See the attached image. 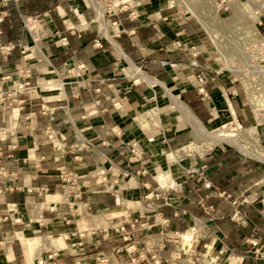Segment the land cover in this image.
I'll return each mask as SVG.
<instances>
[{"label":"crops","instance_id":"crops-1","mask_svg":"<svg viewBox=\"0 0 264 264\" xmlns=\"http://www.w3.org/2000/svg\"><path fill=\"white\" fill-rule=\"evenodd\" d=\"M134 1L141 3L132 7L133 16L128 10L116 12L111 20L99 21L105 37H101L97 27L71 37L75 46L69 55L73 58V53L79 52L78 60L85 64L84 76L89 81L67 85L66 100L20 95L16 102L23 100L24 105L18 108L22 109L18 115L12 116L10 108L0 105V129L9 124L12 127L8 133L0 134V166L13 174L10 178L1 177L0 183L18 187L0 196V264L28 262L35 250L30 245L41 239L48 242L47 247L36 249L35 259L50 253L62 263L65 254L79 255L89 247L96 233L89 229V224L95 217L117 218L124 212L125 201L129 204L128 216H134L137 211V207L133 209L134 199L137 195L141 198L142 191L146 193L145 186H154L156 179L162 186L166 183L164 172L157 174L156 179L153 174L158 165L164 166V142H167L165 147H176L184 140L183 131L165 133L164 103L169 101V107L182 116L174 105V96L190 103L191 108L185 104L208 126L217 123L213 110L218 98L213 96L218 94V84L208 85L212 100L206 105L195 90L199 69L192 65L194 60L205 64V54L209 51L194 55L188 47L175 44L181 40L193 49H197L194 44L207 49V37L200 25L191 19L171 22L177 18L164 9L167 7L162 0ZM30 2L0 0V45H12L5 53L0 48V87L3 89H10L8 79L14 81L19 75L17 69L24 63L26 45L34 40V34L26 29L29 18L43 14L62 26L57 12L62 16L60 12L66 11L68 15L71 11L78 12L82 19L93 20L92 11L83 0L66 5V9L59 0H45L42 5L33 6ZM62 18L67 22L68 19ZM36 52L45 56L38 46ZM128 68L133 74L128 73ZM37 74L33 69L32 76ZM30 81L35 80L31 77ZM46 102L54 108V114L41 113V106ZM239 110V117L245 120ZM27 113L37 114L36 121H26L23 116ZM229 113H234L232 107ZM143 115L147 127L142 122ZM29 122L31 126L27 128ZM46 127L62 133L66 146L53 147L44 135ZM207 162V176L214 187L195 193L192 186V194L188 196V202L198 204L199 209L175 211L167 207L166 218L179 223L182 231L187 229V223L182 222L186 221V215L200 218L205 221L209 236L215 235L222 244L225 242L244 257L242 264H264L261 257L250 254L251 243L264 245V161L246 156L237 148L226 147ZM63 171L78 183V189L90 202L91 213L81 214L88 218L81 219L74 214L63 192ZM217 188L229 198L219 197ZM205 195L209 198L202 203L200 198ZM245 197H249V202L243 200ZM234 198L242 200L241 208L248 216L247 226L238 225L231 218ZM74 232L77 234L72 235ZM48 237L55 238L49 241Z\"/></svg>","mask_w":264,"mask_h":264},{"label":"rangeland","instance_id":"rangeland-1","mask_svg":"<svg viewBox=\"0 0 264 264\" xmlns=\"http://www.w3.org/2000/svg\"><path fill=\"white\" fill-rule=\"evenodd\" d=\"M59 1L64 4L63 7L65 9L66 5L70 3L76 4V2H78V0ZM83 1L90 11H92L93 20L82 19L83 16L78 15V12L69 11V16L66 15V11L60 12L62 16L57 12L60 22L62 21V26H65L63 30L58 22L55 21V23L50 20V17L43 14L32 18V20L29 18L27 21L26 29L34 34V40H32L29 45H26L24 63L17 69L19 75H17L14 81L8 79L11 82L10 89H18L20 84L24 85L19 91L17 90L11 103L7 101L5 104H2L3 107L10 108V116L14 113L18 115V111L20 110H18V108L24 105L23 100L19 103L16 102L20 95L25 97L40 96L45 99H55L57 101L61 99L66 100V96L64 95L67 85L86 84L89 81V78L84 76L86 66L82 68L78 66L81 62L78 60V56L80 55L79 52H74L73 54H75V56L73 58L69 55L70 52H72V46H75V44L71 42V37H78V35L88 31L91 27H97L101 37H105L100 31L99 21L102 23L104 20L103 18L111 20V17L118 12L120 5H117L115 9L112 8L107 10L105 5L109 8V4L112 3V0H93L94 2H92V0ZM221 1L223 0H162L164 7H167L164 9L170 11L173 18H177L174 21L171 20V22L186 21L188 19L196 21L207 37V42L205 43L207 49L199 48L195 50L189 48V50L192 53L208 50V54H205L207 62L204 61L205 64L203 65L207 67H216L217 71H219V78L216 80L218 84V94L217 96H213V98H218L216 102L217 107L213 110L217 123L213 126H208L207 123L203 122L201 117L197 115L202 123H204L205 127L211 131V134H203L201 137L196 138L194 131L184 118L176 114V111L169 107L171 103L169 101L164 103V120H166L167 123L169 122L168 126H166L167 123L164 121L165 133L167 132L166 134L170 135L176 131L184 132V140L178 143L176 147H165L167 142H164V166L161 167L158 165L153 173L156 179L157 174L164 172V177L166 176L167 178L164 186H162L157 179L154 186H145L146 193L142 191L141 198L137 195L134 199L136 204L133 206V209L136 210L137 207L134 216H128V211L130 210L126 207L129 204L127 205L125 201V203H123L125 207L124 212L117 218L108 219V216H106L105 220L102 215L100 217H95L96 220L89 224V229L91 231H96V233L89 247L84 252H81L79 255L65 254L62 263L59 259L54 257L48 259L47 264L243 263L244 257L242 255L232 251L225 242L222 244L215 235L212 234L209 236L210 231L205 225V221L202 219L196 217L204 223L203 225L201 222L197 221L196 218L191 217V215H186V221L182 222L187 223V229L182 231L179 223H173L171 218H166L167 207L170 209L174 208L175 211H181L190 207L199 209L198 204L188 202V196L192 194V191L190 192L192 186H194L195 193L202 191V189H198L203 181L202 171H204V174L208 178L206 171L207 167L204 169L202 166L210 157L226 147L237 148L242 153L240 148L218 141L217 138L227 134L230 131L228 130L229 128L234 129V131L231 132L237 134L244 147L248 150L249 153L243 152L246 156L264 161V127L262 125L260 127L258 125L257 127L255 114L250 105L251 101L247 98V96L250 97V93L253 92V94L258 95L260 99L257 102L264 105V51L260 49L259 43L254 41V38H261V36L259 33L250 31V28L246 26L247 23L249 27L250 25H254L255 12L251 9L243 10V14L252 17V21L250 22L248 18L239 17L236 14L234 8L230 5V0H225L224 3H220ZM237 1L247 5V7L256 8V10L259 11L258 17H261V20L264 21V0ZM117 3L120 4V0H117ZM215 7L220 9L219 15L221 16V21L215 16ZM225 7L228 9L226 10ZM131 11L132 10L129 12ZM62 17L68 19L66 20L67 22H64V18ZM196 17L201 20L205 19L207 22L211 23L212 27L220 32L218 43L212 40ZM180 25L181 24H179V26ZM257 27L261 31L262 26L259 22L257 23ZM262 31H264V29H262ZM186 43L189 47V43ZM76 45L78 46L79 44ZM194 45L196 47L199 46L197 44ZM37 46L42 49L45 56L42 57L36 54ZM226 55H228L227 58L225 57ZM60 59L62 60L59 62L58 60ZM22 68L31 70V73L29 74L26 71L24 73L20 72L19 70ZM33 69L38 73L35 77L32 76ZM127 71L133 74V71L129 68ZM31 77L34 78V82L30 81ZM246 85H248V87H246ZM228 99L231 100L237 117L233 118L228 112ZM235 101L239 104L243 117L246 120L244 128H251V131L249 129L237 128L239 124L237 121L239 113L236 111L234 105ZM184 102L190 107V103L187 101ZM204 102L206 105H209L211 100H206ZM47 104L48 102H46V105L41 106V113L43 115L54 114V108ZM44 111H46V113ZM19 115L22 118V113ZM23 117L26 121L31 122L32 118L36 121L37 114L31 116L30 113H27ZM145 117L146 116L143 115L142 122L144 121L143 123L147 127L148 122L146 123ZM230 120L232 121L228 123ZM30 122L26 125L27 128H30ZM20 123H22V120L19 122V125ZM10 126V124L4 126L0 131H8V128H12ZM249 131L250 134L247 135ZM5 133L0 134L3 135ZM10 134H12V132ZM44 135L52 143L53 147L56 148L55 143L58 142L57 138L60 137V133L52 127H46L44 129ZM52 135L54 136L53 139ZM170 138L169 136V140H171ZM13 147L16 148V142ZM134 158H138L137 153ZM76 184L78 187V183ZM211 189L212 188L208 190ZM216 190L219 197H227L225 194L220 195L219 192L221 191L218 188ZM79 191L82 192L81 190ZM202 198H200V201ZM228 198L229 196L226 199ZM191 199L190 201H192ZM262 199H264V195ZM83 200L88 201L84 197V194ZM201 205L205 208L202 203ZM162 210L164 211V215ZM82 217V215L79 216L81 219L88 218L86 215ZM186 233L189 235L188 238L183 236ZM37 235L42 234L38 233ZM57 236L59 235L55 237ZM55 237H48L47 239L51 241ZM60 241L62 240L60 239ZM33 243L34 244H31L30 247L36 250L41 249L43 246L47 247L46 244L48 242L41 239L34 240ZM251 244L253 245V249L250 250V254L258 256L259 258L261 257L264 261V245H258L257 243ZM34 251L31 253L28 262L27 260H19L17 264H40L38 262L40 258L38 257L36 260L34 257V254L37 255L38 253ZM46 254L48 255L44 256V258H48L50 255V253Z\"/></svg>","mask_w":264,"mask_h":264},{"label":"built area","instance_id":"built-area-1","mask_svg":"<svg viewBox=\"0 0 264 264\" xmlns=\"http://www.w3.org/2000/svg\"><path fill=\"white\" fill-rule=\"evenodd\" d=\"M224 1L225 0L221 1L220 3H224ZM135 3H136V5H138L141 2H138V1L136 2L134 0H120V4H119L120 7H119L118 12H124V11H128V10H132V7L134 6ZM225 9L227 10L228 8L225 7ZM219 11H220V9L218 8V14H219ZM130 14L133 16L134 12L131 11ZM135 16H137V15H135ZM219 17H221V16L219 15ZM259 24L261 26H263V21L261 20V17H259ZM257 33H259V35L264 39V34L262 33V31H260L258 29V27H257ZM175 44L178 47H188V45L186 43H184V41H181V40H178ZM11 47H12V45H8V46L0 45V48L3 50L4 53L7 52L8 50H10ZM189 48L190 47H188L187 49H189ZM194 55H199L198 51L194 52ZM192 65L199 69V71L196 75V85H195V90L197 92V95L202 99V101L212 100L211 94H210L209 89H208V85L210 83L216 82V80L219 78V71H217L216 67H213V66L207 67V66L203 65L202 63H200L198 60H194L192 62ZM78 66L80 68H82L83 66H85V64L80 62L78 64ZM19 71L22 73H24L25 71L29 74L31 73V70H25L24 68H22ZM23 86L24 85L20 84L18 86V89L12 88L10 90L3 89L0 87V105L5 104L7 101H9L11 103L14 96L16 95L17 90L19 91L21 88H23ZM257 93H259V92H257ZM247 95H248V93H247ZM247 98H248V100L251 101L250 105L253 108V112H254L255 118H256L255 120H257L259 118V113L258 114L256 113V109L258 110L259 107L263 108L264 105L258 106L257 101L260 99H259L258 95H254L253 92H251L250 97L247 96ZM228 100L232 106L233 104H232L231 100L230 99H228ZM254 106H255V109H254ZM44 112L46 113V111H44ZM32 115L34 116L35 114L31 113V116ZM234 117H237L236 112H235ZM237 121L239 122V124H238L239 127L244 126V124L241 122V120L239 118L237 119ZM5 132H8V131H0V133H5ZM53 137L54 136L52 135V139H53ZM57 140H58V142L55 143L56 148L61 149L62 147L66 146V139L62 133H60V137H58ZM87 144L90 145L91 143L87 142ZM206 167H207V165L202 166V168H204V169ZM202 174H203L202 185L199 186L198 189L201 190L202 188H208V189L213 188L214 187L213 183L206 177V175L204 174V171H202ZM12 176H13V174L7 172V169H5L4 166H0V181H1V177L10 178ZM61 177L63 178L64 183H65L63 192H64L65 196L67 197L69 203L71 204V207L74 210V214L81 215V214L91 213V204L89 201L83 200V192H80L79 189H77L78 187H77L76 182H74L72 180V178L69 176V174L66 171L62 172ZM17 188L18 187H16V186L8 185L6 182L0 183V196H2L7 191H14ZM219 194L224 195L225 193L219 192ZM206 198H209V195H205V197H203L201 199V202L203 203L206 200ZM243 200L245 202L246 201L249 202V197H245ZM241 202H242V200H239L237 198H234L232 200L234 210H233L231 218L238 225L247 226L248 225L247 211L243 210L241 208ZM76 234H77L76 232L72 233V235H76ZM54 256L55 255L50 254L48 256V258L42 257V258L38 259V262L40 264H47V260L54 258Z\"/></svg>","mask_w":264,"mask_h":264},{"label":"bare ground","instance_id":"bare-ground-1","mask_svg":"<svg viewBox=\"0 0 264 264\" xmlns=\"http://www.w3.org/2000/svg\"><path fill=\"white\" fill-rule=\"evenodd\" d=\"M92 2H94L92 0ZM230 5L232 6V8H234V11L236 12V14L239 17H245L248 18L250 20V22L252 21V17L251 16H246L245 14H243V10L244 9H251L253 12H255V21H254V25H250L247 23V27L250 28V31L252 32H256L257 33V23L259 22V17H258V10H256V8L253 7H247V5L241 4L239 3L237 0H230ZM117 0H112V3L109 4V8L107 7V5H105V8L108 10L112 9V8H116L117 5H119V3H117ZM172 5V4H171ZM246 6V7H245ZM216 9V10H215ZM214 9V13L215 16L218 17V19L221 21V18L219 17L218 14V7H215ZM247 13V12H246ZM248 15V13H247ZM197 18V17H196ZM105 19V18H103ZM198 19V18H197ZM198 21L202 24V26L205 28V30L207 31V33L210 35V37L212 38V40H214L215 42H219V31L217 29H215L214 27L211 26V23L207 22L205 19L201 20L198 19ZM209 30H207L206 29ZM254 41L259 43L260 49H262L264 51V39L261 38H254ZM191 48V47H190ZM198 50V47H195ZM226 58L228 57V55L225 56ZM140 75V74H139ZM147 76L145 75V78ZM149 79V78H148ZM246 87H248V85H246ZM255 100V99H254ZM258 106H261V104L259 102H257ZM174 105L176 107V109L182 114L183 118L186 120V122L189 124V126L191 127V129L194 131V135L196 138L201 137V135L203 134H211V131H209L205 125L198 119V117L190 110V108L183 103L179 98H177L176 96H174ZM227 110L228 112H231V107L233 108V106H231V104L228 102L227 105ZM231 106V107H230ZM234 113H232V117L234 118L235 115V109L233 108ZM256 113H259V118L256 120L257 123V127L259 125V127L262 125L264 127V107H259L258 110L256 109ZM234 114V115H233ZM231 117V118H232ZM232 120H230L228 123H230ZM255 127V128H257ZM240 129H249L251 131V128H244V126L242 127H237ZM228 130H230L227 134L218 137V141L221 143H225V144H230V145H234L238 148H240L242 150V153H249L248 150L244 147V145L242 144V142L240 141V138L237 136V134L235 132H231L234 131V129L229 128ZM236 131V130H235ZM250 131L247 133L250 134ZM214 135V134H213ZM189 146V145H188ZM245 153H243L245 155ZM185 238H188L189 235L186 233L183 235Z\"/></svg>","mask_w":264,"mask_h":264},{"label":"trees","instance_id":"trees-1","mask_svg":"<svg viewBox=\"0 0 264 264\" xmlns=\"http://www.w3.org/2000/svg\"><path fill=\"white\" fill-rule=\"evenodd\" d=\"M44 2H45V0H31L30 3H31L32 6H33V5H37V4H39V3L42 5ZM262 29H264L263 26L261 27V31H262ZM262 33L264 34V31H262ZM234 105H235V108L237 109L238 113L240 114V110H239L240 108L237 106L236 103H234ZM239 119L241 120V122H242L243 124L246 123V121H245L243 118H240V117H239ZM205 164H206L207 167H208V162H206ZM201 166H202V165H201ZM206 171H207V169H206ZM232 200H233V199H232Z\"/></svg>","mask_w":264,"mask_h":264}]
</instances>
